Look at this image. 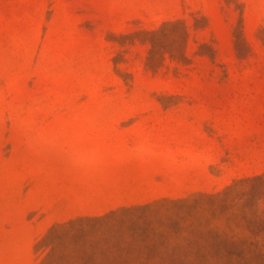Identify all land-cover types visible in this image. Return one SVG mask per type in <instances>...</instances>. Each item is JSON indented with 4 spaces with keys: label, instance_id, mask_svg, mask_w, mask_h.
<instances>
[{
    "label": "rangeland",
    "instance_id": "374dc122",
    "mask_svg": "<svg viewBox=\"0 0 264 264\" xmlns=\"http://www.w3.org/2000/svg\"><path fill=\"white\" fill-rule=\"evenodd\" d=\"M0 264H264V0H0Z\"/></svg>",
    "mask_w": 264,
    "mask_h": 264
}]
</instances>
